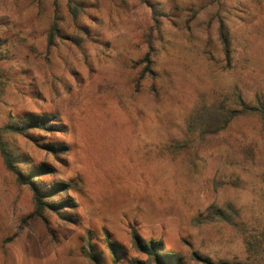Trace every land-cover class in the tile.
<instances>
[{
    "label": "rangeland",
    "instance_id": "rangeland-1",
    "mask_svg": "<svg viewBox=\"0 0 264 264\" xmlns=\"http://www.w3.org/2000/svg\"><path fill=\"white\" fill-rule=\"evenodd\" d=\"M68 1L0 0V126L55 121L57 131L29 133L37 145L5 139L27 171L52 167L38 183L69 184L55 201L75 206L34 216L31 193L0 157V264H89V236L110 264L106 235L133 257L131 229L187 264L192 251L263 262L264 247L248 253L242 233L196 219L229 203L248 238L264 240V122L240 117L203 138L186 125L198 104L234 107L236 94L252 104L264 93V0H72L84 7L76 18ZM54 16L75 42L47 47ZM146 53L155 77L142 76Z\"/></svg>",
    "mask_w": 264,
    "mask_h": 264
},
{
    "label": "trees",
    "instance_id": "trees-1",
    "mask_svg": "<svg viewBox=\"0 0 264 264\" xmlns=\"http://www.w3.org/2000/svg\"><path fill=\"white\" fill-rule=\"evenodd\" d=\"M68 9L73 18H76L79 13H82L84 7L77 2L69 0ZM81 31L86 37L89 36L85 30L81 29ZM220 38L224 46L226 60L229 61L231 57L229 41L227 40L223 28H220ZM57 39L71 42L76 41L74 40V36H68L60 31L57 18L54 16L48 30L47 47L50 48L55 46V41ZM141 62L144 63L142 76L155 77V72L152 69L153 61L151 59V54L146 53L141 59ZM235 102L234 107L226 106L224 101H214L209 104L202 103L196 105L189 115L186 132L197 134L198 137L203 138L224 131L234 120L240 117L255 116L264 122V93L256 94L252 104L246 103L240 94H236ZM51 121L55 122L51 120L50 116L38 114L34 116H24L21 118L20 122H12L11 124L0 126V157L3 160L4 166L8 172L15 176L19 185L28 188L32 195L35 208V214L33 215H37L43 221H45L43 217L44 212L52 211L60 215V213H62L60 212V207L64 205L67 209L75 208L71 200L65 199L60 202L55 201L60 193H64L68 190L69 184L55 182L49 187L42 188L38 183V179L42 178L44 175H53V168L44 162L36 165L31 171L22 168L27 160L25 158H23V160H17L19 155L16 151L19 150L17 148H12L5 139V135L22 136L26 140L28 139L29 142L35 144L36 140L31 137L29 133L38 131H57L59 128ZM42 146L45 147V150L49 154L54 156L65 150L64 146ZM196 221L198 223L222 224L231 228L233 231L242 233L241 235L244 236L242 240L244 249L248 253H252L253 250L257 252L264 247L263 239L257 238L252 241L250 240L251 237L248 238L245 232L246 224L242 220L239 211L232 204L227 203L222 206L212 205L204 214H201ZM90 238V236L86 238V258L89 264H104L99 253L89 242ZM105 246L110 258V264H187L181 254L166 252L161 240H144L134 229L130 230V246L135 256L130 257L121 245L111 241L107 235L105 238ZM259 258H261V255H259ZM189 260L195 264H264V260L262 262L261 259V262H214L210 258L202 256L195 251L190 252Z\"/></svg>",
    "mask_w": 264,
    "mask_h": 264
}]
</instances>
